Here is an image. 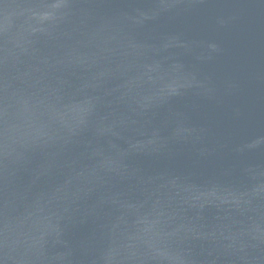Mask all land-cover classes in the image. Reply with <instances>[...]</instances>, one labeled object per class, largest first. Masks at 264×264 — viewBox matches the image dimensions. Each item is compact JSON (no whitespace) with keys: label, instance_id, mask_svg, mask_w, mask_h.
I'll return each instance as SVG.
<instances>
[{"label":"water","instance_id":"95a60500","mask_svg":"<svg viewBox=\"0 0 264 264\" xmlns=\"http://www.w3.org/2000/svg\"><path fill=\"white\" fill-rule=\"evenodd\" d=\"M0 264H264V0H0Z\"/></svg>","mask_w":264,"mask_h":264}]
</instances>
